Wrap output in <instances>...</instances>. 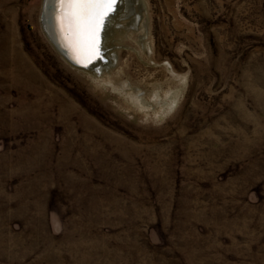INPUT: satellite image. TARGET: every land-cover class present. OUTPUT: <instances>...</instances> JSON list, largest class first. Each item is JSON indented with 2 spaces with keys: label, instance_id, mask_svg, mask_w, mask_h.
Listing matches in <instances>:
<instances>
[{
  "label": "rangeland",
  "instance_id": "rangeland-1",
  "mask_svg": "<svg viewBox=\"0 0 264 264\" xmlns=\"http://www.w3.org/2000/svg\"><path fill=\"white\" fill-rule=\"evenodd\" d=\"M43 1L0 0V264H264V0H140L109 80Z\"/></svg>",
  "mask_w": 264,
  "mask_h": 264
},
{
  "label": "snow or ice",
  "instance_id": "snow-or-ice-1",
  "mask_svg": "<svg viewBox=\"0 0 264 264\" xmlns=\"http://www.w3.org/2000/svg\"><path fill=\"white\" fill-rule=\"evenodd\" d=\"M117 0H54L53 19L76 63L102 60L101 32Z\"/></svg>",
  "mask_w": 264,
  "mask_h": 264
},
{
  "label": "bare ground",
  "instance_id": "bare-ground-1",
  "mask_svg": "<svg viewBox=\"0 0 264 264\" xmlns=\"http://www.w3.org/2000/svg\"><path fill=\"white\" fill-rule=\"evenodd\" d=\"M140 0H117L116 5L114 6V11L109 15L107 21H106V26L104 28V30L101 32V54L103 56L102 60H95L92 63H90L86 68L81 69V68H77L76 66H74L73 64L69 63L61 54V50L63 49V43H62V39L60 37V33H59V28L55 23V20L53 19V13H54V9H53V5H54V0H44V4H43V10H42V15H41V20H42V25L44 30L46 31L49 39H50V43L53 45V48L58 52V54L63 58L64 61H66L69 65H71L74 68H77L79 70L82 71H87V73H90L94 78L98 79H104V80H109V77H106V75H103L105 72H108L112 67H113V61H114V56H112V61H110L109 63V59L108 56L105 55V53L107 54L108 50H106V35H107V29H108V23L111 22V24L115 23V18H117L118 20H120L119 17L121 18H126L125 16L128 15H132L133 14V8H136V4H138ZM141 4V3H140ZM121 5L122 8L125 9V11L127 9H129L130 11H123L120 10L116 13L118 6ZM127 7V8H126ZM142 7V5H141ZM143 9V8H142ZM120 12V13H119ZM116 13V15L114 16V14ZM138 12H134L133 14V25L136 22V19H138L136 17ZM119 14V17L117 16ZM139 14V13H138ZM114 16V17H113ZM113 17V18H112ZM125 20V19H124ZM138 21V20H137ZM142 19L139 20L138 25L141 23ZM137 26V25H136ZM115 27H113L112 29H114ZM117 26V30H121L122 32V28ZM142 29V30H141ZM140 30L142 32H144V34H146V29H143V27H140ZM144 38V35L141 39ZM48 39V38H47ZM143 47L142 50L145 51L146 49V45L142 42ZM106 50V51H105ZM111 55V52L108 54ZM114 55V54H113ZM108 61V62H107ZM107 82V81H106ZM107 85V84H106ZM110 86V85H109ZM122 89L124 90V92H128L131 95V98L133 97L137 103L143 107H147L148 103H146V101H144L143 99V95L141 93V91L137 90V89H133L128 83L122 84ZM122 91V90H120ZM128 94V95H129ZM167 94V93H166ZM173 96V95H171ZM170 96V103H166L165 101H162V98L157 95V98L160 97V101L162 102L163 106L164 105H169L171 103H173L176 99L175 97H171ZM154 97V96H153ZM130 98V97H129ZM156 98V99H157ZM167 99V98H166ZM169 100V99H168ZM158 101V100H157ZM156 102V101H155ZM135 103V102H134ZM136 104V103H135ZM137 106V105H136ZM160 106V105H159ZM141 109V108H140ZM149 109V108H148ZM142 110V109H141ZM146 110V109H145ZM143 111V110H142ZM167 112V111H166Z\"/></svg>",
  "mask_w": 264,
  "mask_h": 264
},
{
  "label": "water",
  "instance_id": "water-1",
  "mask_svg": "<svg viewBox=\"0 0 264 264\" xmlns=\"http://www.w3.org/2000/svg\"><path fill=\"white\" fill-rule=\"evenodd\" d=\"M43 4H44V1H43ZM53 9H54V5H53ZM42 10H43V6H42ZM41 15H42V12H41ZM42 19V18H41ZM41 24H42V20H41ZM42 28H43V25H42ZM43 30H44V28H43ZM44 33H45V35H46V37L48 38V40H49V42H50V39H49V37H48V35H47V33H46V31L44 30ZM59 33H60V31H59ZM60 37H61V41H62V43H63V49L61 50L62 52H61V54H62V56L69 62V63H71V64H73L74 66H76L77 68H81V69H84V68H86L83 64H80V63H76L75 62V60H74V58H73V52L71 51V49L69 48V47H67L66 46V43H65V41H64V39H63V37H62V35H61V33H60ZM52 45V44H51ZM53 46V45H52Z\"/></svg>",
  "mask_w": 264,
  "mask_h": 264
}]
</instances>
